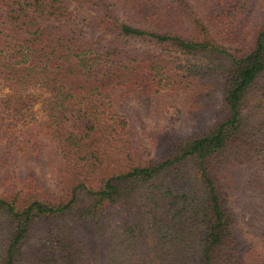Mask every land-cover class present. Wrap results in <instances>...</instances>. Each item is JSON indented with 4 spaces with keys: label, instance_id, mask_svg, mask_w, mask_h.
<instances>
[{
    "label": "trees",
    "instance_id": "1",
    "mask_svg": "<svg viewBox=\"0 0 264 264\" xmlns=\"http://www.w3.org/2000/svg\"><path fill=\"white\" fill-rule=\"evenodd\" d=\"M0 87V264H264L226 180L264 199V0H0ZM156 94L200 121L148 157L124 105Z\"/></svg>",
    "mask_w": 264,
    "mask_h": 264
},
{
    "label": "rangeland",
    "instance_id": "2",
    "mask_svg": "<svg viewBox=\"0 0 264 264\" xmlns=\"http://www.w3.org/2000/svg\"><path fill=\"white\" fill-rule=\"evenodd\" d=\"M76 1L74 5H76ZM79 11L84 14L87 11L82 7ZM88 35L98 36L99 31L91 32L86 28ZM102 45L104 46H132L140 49H152L160 52L161 48L157 45L135 38L117 37L106 35ZM8 93L6 88L0 87V99ZM46 94H39L33 105V110L37 116L43 115V104ZM186 99H180L171 95L156 94L152 98H133L129 99L124 105V111L128 115L133 133L141 150L148 157H154L161 147L157 148L167 136L177 134H187L197 128L200 121L197 111L188 109ZM211 119L213 114H211ZM23 170L33 169L47 185H54L55 179L52 172L41 164L32 161H24L21 164ZM227 181L234 184L229 191V199L235 211L239 215V227L241 228L242 238L246 245L257 243L254 229L250 226L253 222L255 211L264 209V199L260 198L259 189L256 185L257 177L248 165L235 166L227 173ZM127 214H122L117 222L125 219ZM244 243V246H246Z\"/></svg>",
    "mask_w": 264,
    "mask_h": 264
}]
</instances>
